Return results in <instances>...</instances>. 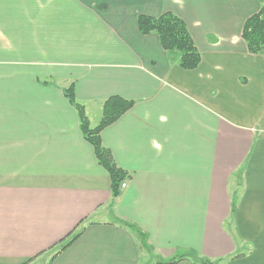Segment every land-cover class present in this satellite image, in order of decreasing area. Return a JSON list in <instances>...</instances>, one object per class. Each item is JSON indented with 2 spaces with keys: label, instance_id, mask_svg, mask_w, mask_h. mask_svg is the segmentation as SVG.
I'll return each mask as SVG.
<instances>
[{
  "label": "crops",
  "instance_id": "1",
  "mask_svg": "<svg viewBox=\"0 0 264 264\" xmlns=\"http://www.w3.org/2000/svg\"><path fill=\"white\" fill-rule=\"evenodd\" d=\"M263 4L0 0V264H264V54L241 38ZM167 13L195 70L138 31ZM69 87L91 127L132 102L100 133L115 199Z\"/></svg>",
  "mask_w": 264,
  "mask_h": 264
},
{
  "label": "trees",
  "instance_id": "2",
  "mask_svg": "<svg viewBox=\"0 0 264 264\" xmlns=\"http://www.w3.org/2000/svg\"><path fill=\"white\" fill-rule=\"evenodd\" d=\"M138 31L142 35L155 33L161 47L170 57H177L179 65L185 70H195L200 63V54L195 48L192 38L185 23L172 14H163L158 18L139 16L137 18ZM241 38L244 41L250 54H264V4L259 11L249 17L243 24ZM65 96L76 109L80 129L84 139L94 149L99 165L104 168L110 178L111 195L115 199L119 195V186L125 181L126 175L116 167L110 153L102 146L100 133L108 125L115 122L122 114L128 111L132 102L119 98H111L103 104V113L100 123L91 128L85 116L84 109L77 104L74 98L72 87L65 90ZM71 235L67 243L59 250L65 249L74 242L82 233ZM181 257V259L185 258ZM174 262V261H171ZM197 264H219L220 261L209 262L206 260H196Z\"/></svg>",
  "mask_w": 264,
  "mask_h": 264
},
{
  "label": "built area",
  "instance_id": "3",
  "mask_svg": "<svg viewBox=\"0 0 264 264\" xmlns=\"http://www.w3.org/2000/svg\"><path fill=\"white\" fill-rule=\"evenodd\" d=\"M125 187H126L125 183H121V184H120V189H121V190H124Z\"/></svg>",
  "mask_w": 264,
  "mask_h": 264
},
{
  "label": "rangeland",
  "instance_id": "4",
  "mask_svg": "<svg viewBox=\"0 0 264 264\" xmlns=\"http://www.w3.org/2000/svg\"><path fill=\"white\" fill-rule=\"evenodd\" d=\"M83 109H84V108H83ZM84 113H85V111H84ZM102 113H103V109H102ZM85 116H86V113H85ZM86 118H87V116H86ZM101 119H102V118H101ZM87 120H88V118H87ZM100 121H101V120H100ZM100 121H99V123H100ZM88 122H89V121H88ZM99 123H98V124H99ZM98 124H97V125H98ZM89 125H90V124H89ZM97 125H96V126H97ZM96 126H94V127H91V126H90V127H91V128H95Z\"/></svg>",
  "mask_w": 264,
  "mask_h": 264
}]
</instances>
